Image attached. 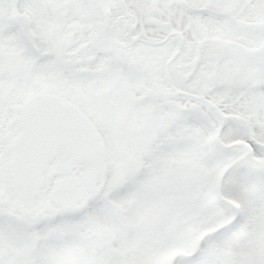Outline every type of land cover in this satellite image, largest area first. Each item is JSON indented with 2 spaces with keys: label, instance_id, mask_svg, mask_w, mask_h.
<instances>
[{
  "label": "snow or ice",
  "instance_id": "obj_1",
  "mask_svg": "<svg viewBox=\"0 0 264 264\" xmlns=\"http://www.w3.org/2000/svg\"><path fill=\"white\" fill-rule=\"evenodd\" d=\"M0 264H264V0H0Z\"/></svg>",
  "mask_w": 264,
  "mask_h": 264
}]
</instances>
